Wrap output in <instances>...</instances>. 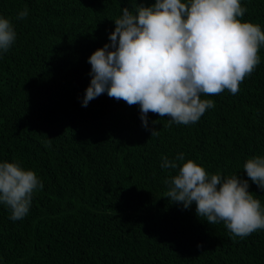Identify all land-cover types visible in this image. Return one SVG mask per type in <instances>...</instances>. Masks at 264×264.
<instances>
[{
  "label": "trees",
  "instance_id": "trees-1",
  "mask_svg": "<svg viewBox=\"0 0 264 264\" xmlns=\"http://www.w3.org/2000/svg\"><path fill=\"white\" fill-rule=\"evenodd\" d=\"M154 2L0 0L17 34L0 50V162L43 184L23 219L0 203V264H264V229L234 237L198 217L195 203L172 202L165 180L178 168L161 167L164 157L178 167L191 159L209 176L238 175L264 208V190L243 171L264 157V45L236 94L201 96L215 106L196 123L169 127V117L149 112L145 128L139 105L106 92L82 104L89 57L110 43L114 20ZM241 6L240 19L264 31V0Z\"/></svg>",
  "mask_w": 264,
  "mask_h": 264
},
{
  "label": "clouds",
  "instance_id": "clouds-1",
  "mask_svg": "<svg viewBox=\"0 0 264 264\" xmlns=\"http://www.w3.org/2000/svg\"><path fill=\"white\" fill-rule=\"evenodd\" d=\"M246 8L241 0H155L139 4L135 12L125 7L114 20L109 44L89 57L91 81L83 106L104 94L139 105L143 126L148 113L169 117V127L196 123L209 108L211 99L201 96L232 94L260 63L264 31L259 24L243 22ZM28 16L20 11L17 19ZM13 24L0 17V50L7 51L16 40ZM156 121H153L155 124ZM159 135L152 130L151 136ZM177 161H183L180 154ZM165 169H177L165 180L166 197L185 209L193 203L198 217L215 225L223 222L235 237H246L264 229V208L249 191V182L238 175L209 174L188 159L178 167L163 158ZM243 171L264 190V157L249 158ZM43 184L33 170L16 162H0V203L11 209V219L29 212L33 193Z\"/></svg>",
  "mask_w": 264,
  "mask_h": 264
}]
</instances>
